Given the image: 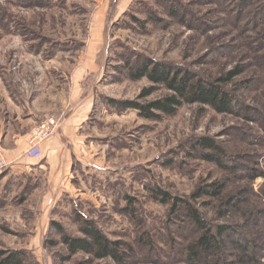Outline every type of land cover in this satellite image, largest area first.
Returning <instances> with one entry per match:
<instances>
[{
  "label": "rangeland",
  "instance_id": "1",
  "mask_svg": "<svg viewBox=\"0 0 264 264\" xmlns=\"http://www.w3.org/2000/svg\"><path fill=\"white\" fill-rule=\"evenodd\" d=\"M115 2L0 0V147L25 151V133L58 122L39 159L23 153V166L0 170V251L19 252L22 264H117L69 253L62 235L82 238L86 222L123 244L121 264H190L187 248L199 232L184 207L171 212L174 200L190 203L211 228L232 225L243 222L240 213L219 217L217 200L194 195L223 180L225 197L264 182L249 177L255 162L264 168L256 113L250 121L246 111L184 104L151 121L109 103L171 94L157 86L141 98L152 85L128 78L131 66L150 59L208 81L241 67L223 88L264 115V0H131L119 17ZM252 77L263 81L240 86ZM75 112L81 124L63 135L64 118ZM204 138L223 152L216 155L226 168L202 159ZM46 159L56 166L40 169ZM157 191L170 200L162 203ZM216 257L236 264L228 246Z\"/></svg>",
  "mask_w": 264,
  "mask_h": 264
},
{
  "label": "trees",
  "instance_id": "2",
  "mask_svg": "<svg viewBox=\"0 0 264 264\" xmlns=\"http://www.w3.org/2000/svg\"><path fill=\"white\" fill-rule=\"evenodd\" d=\"M260 40L264 41V38L261 37ZM260 67L264 70V65ZM241 70L242 68L240 67L214 81H208L195 79V76L190 72L176 69L171 65L144 59L137 65L131 66L127 75L132 81L145 78L152 85L143 91L141 98L151 95L157 86L165 87L171 94L146 104L134 101L118 102L115 100H109V103L112 106L119 107L120 110H135L139 116L151 121L159 120L162 115L172 116L184 104H199L210 107L218 114L246 111L250 115L248 118L250 121L256 120V117H254L256 113L260 121L264 123L263 113L261 115L259 111L253 108H246L236 100L231 92L223 88V85L228 84L234 77L239 75ZM262 81L263 79L259 77H252L250 80L241 82L240 86L249 88L257 83L260 85ZM199 147L207 151V153L202 155V159L226 168V165L222 162L223 158L219 159L217 157L219 153L223 155V152L213 141L206 138L201 139L198 142ZM255 163V166L250 169V179L264 178V168H259L257 162ZM1 178L2 176L0 175ZM225 184L224 180L214 182L206 187V191L202 190L194 196L197 199L204 195L217 200L220 205L219 217H223L229 212L240 213L243 219L241 223L232 225L220 224L211 228L200 212L190 203L183 202L179 205L180 202L176 199L174 200L171 212L175 214L181 206L184 207L190 223L199 232L198 236L187 248V258L190 264H201V262L202 264H215V261L210 258L216 255V260H222V250L228 246L233 250L236 264H263L261 260L264 258V238L261 234L264 230V206H262V204L264 205V182L257 192L250 189L248 191L250 196L245 190H241L225 197ZM157 193L162 197V203L170 200L166 193L159 191ZM258 203H262L261 207L257 206ZM54 225L59 228L57 224ZM250 228L253 229L250 231ZM82 234V238L62 235V243L67 247L70 254L83 252L95 259L110 258L117 264H121L124 261L126 252L121 250L123 245L121 242L108 240L97 228L88 222L85 223ZM21 261L19 252L0 251V264H22Z\"/></svg>",
  "mask_w": 264,
  "mask_h": 264
},
{
  "label": "crops",
  "instance_id": "3",
  "mask_svg": "<svg viewBox=\"0 0 264 264\" xmlns=\"http://www.w3.org/2000/svg\"><path fill=\"white\" fill-rule=\"evenodd\" d=\"M130 3H131V0H116V2L114 4L115 5L114 6V17H119L121 14H123L126 11V9L129 7ZM80 117L81 116H80L79 112H77V113L75 112V113L68 114L64 118V121L62 122V125H61V131H62L63 135L70 133V130L72 131V129L77 130V128L79 127V125L82 122V121H80V120H82ZM56 129H55V131H56ZM17 136H20V135L17 134ZM24 136H25L24 137V143H27L29 134L25 133ZM46 143L44 144V151L49 149L52 145V144L50 145V144H46ZM14 144L16 145V142ZM23 150L24 149L21 148V144H19V146L16 145L13 148H7V149H2L0 147V157H2V160L5 162V164L10 166L11 168H14V167H17L20 165L23 166L24 161H26L25 159H20L22 157V154L24 153ZM46 165L49 168H51V167L53 168L56 166V164L52 160L46 159L44 161V164L42 163L38 167L40 169H42V168H45ZM22 166L19 168H23Z\"/></svg>",
  "mask_w": 264,
  "mask_h": 264
},
{
  "label": "built area",
  "instance_id": "4",
  "mask_svg": "<svg viewBox=\"0 0 264 264\" xmlns=\"http://www.w3.org/2000/svg\"><path fill=\"white\" fill-rule=\"evenodd\" d=\"M58 126L54 118L46 119L40 122L38 126L32 129L28 140V148L24 151L26 159L37 160L41 156V147L43 142L47 141ZM7 164L0 161V170Z\"/></svg>",
  "mask_w": 264,
  "mask_h": 264
}]
</instances>
